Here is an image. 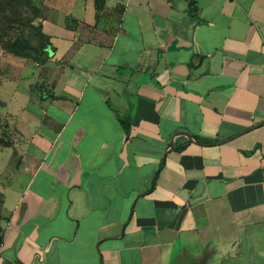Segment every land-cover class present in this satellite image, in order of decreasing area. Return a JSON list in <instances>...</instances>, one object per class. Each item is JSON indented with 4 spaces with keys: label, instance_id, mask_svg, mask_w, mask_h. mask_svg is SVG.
<instances>
[{
    "label": "crops",
    "instance_id": "crops-1",
    "mask_svg": "<svg viewBox=\"0 0 264 264\" xmlns=\"http://www.w3.org/2000/svg\"><path fill=\"white\" fill-rule=\"evenodd\" d=\"M63 2L0 81V264H264V0Z\"/></svg>",
    "mask_w": 264,
    "mask_h": 264
},
{
    "label": "rangeland",
    "instance_id": "rangeland-1",
    "mask_svg": "<svg viewBox=\"0 0 264 264\" xmlns=\"http://www.w3.org/2000/svg\"><path fill=\"white\" fill-rule=\"evenodd\" d=\"M80 4L83 5V0H76L74 6H71L70 0H64L63 7H70L72 11L77 14ZM27 14L32 15V12L28 9ZM34 21L26 24L20 30L16 28V25H12L11 23L8 24L2 21V19L0 20V40L3 39L5 35H10L12 37L18 36L20 38L19 46L26 53V56H16L4 50L0 43V81L14 77L20 62H24L28 59L38 61L42 58L40 50L45 40ZM1 127L2 122L0 118V128Z\"/></svg>",
    "mask_w": 264,
    "mask_h": 264
},
{
    "label": "trees",
    "instance_id": "trees-1",
    "mask_svg": "<svg viewBox=\"0 0 264 264\" xmlns=\"http://www.w3.org/2000/svg\"><path fill=\"white\" fill-rule=\"evenodd\" d=\"M103 4V0H95V6L99 7ZM32 12V15L27 14V10ZM41 7L36 5L35 0H0V20L16 25L17 29H22L26 24L34 21L36 18L41 17ZM2 48L16 56H26L23 49L20 48V38L18 36L12 37L5 35L0 40ZM7 141L0 136V145H7ZM3 204V195L0 192V217L1 207ZM3 235L0 226V245L2 243Z\"/></svg>",
    "mask_w": 264,
    "mask_h": 264
},
{
    "label": "water",
    "instance_id": "water-1",
    "mask_svg": "<svg viewBox=\"0 0 264 264\" xmlns=\"http://www.w3.org/2000/svg\"><path fill=\"white\" fill-rule=\"evenodd\" d=\"M191 139V138H190ZM192 140V139H191Z\"/></svg>",
    "mask_w": 264,
    "mask_h": 264
}]
</instances>
